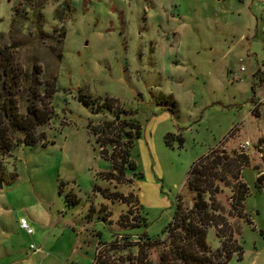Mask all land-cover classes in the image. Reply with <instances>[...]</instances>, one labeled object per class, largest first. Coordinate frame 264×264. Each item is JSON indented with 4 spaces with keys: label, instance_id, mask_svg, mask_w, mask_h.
<instances>
[{
    "label": "rangeland",
    "instance_id": "obj_1",
    "mask_svg": "<svg viewBox=\"0 0 264 264\" xmlns=\"http://www.w3.org/2000/svg\"><path fill=\"white\" fill-rule=\"evenodd\" d=\"M257 60L264 0H0V123L11 144L0 141V264H124L142 238L167 237L178 203L193 206V165L246 141L241 178L214 182L224 223L207 241L211 253L239 245L230 264H264ZM28 106L49 117L30 145L12 127ZM125 149L134 168L121 163ZM239 181L249 186L241 214Z\"/></svg>",
    "mask_w": 264,
    "mask_h": 264
},
{
    "label": "trees",
    "instance_id": "obj_2",
    "mask_svg": "<svg viewBox=\"0 0 264 264\" xmlns=\"http://www.w3.org/2000/svg\"><path fill=\"white\" fill-rule=\"evenodd\" d=\"M68 6V2L65 1ZM36 15L41 18L39 12ZM26 78V77H24ZM254 91V87H252ZM49 119L45 113L36 107L28 106L27 115L24 117L12 120V127L23 134V144H35L42 141L44 135L36 134V128L43 125ZM2 123H0L1 126ZM137 126V135L140 134L139 125ZM10 130L8 127H0V141L6 145L7 149H11L8 142V134ZM171 134L166 135V143H170ZM182 144L183 138L178 137ZM132 139L129 137V145ZM212 150L201 159H199L191 168L188 176V186L191 190L196 192V200L192 207L183 208L180 203L173 216L172 221L164 229L168 235L161 243H154L149 238H142L141 247L135 257L125 259L124 264H153L149 260L150 251L158 245L163 246L158 261L154 264H230L232 254L235 251L241 253V247L235 245L231 241L224 243L222 248L214 253H211L207 241L208 227H218L224 223L219 216L215 215L214 209L211 205L214 202L212 198V188L217 190L214 185L215 180L220 176L219 173H231L232 180H239L241 178L242 168L248 164V156L244 152H236L229 155L225 151L218 152ZM264 153V148H263ZM129 150L125 149L122 153L121 163L128 164L130 161ZM130 167L134 168L133 163H129ZM115 166V165H114ZM117 170V168L115 167ZM119 171L124 172L123 169ZM264 180V174L257 177V187L260 189ZM220 181L226 182V179L220 177ZM234 191V205L239 209V214L244 207V200L249 193V186L245 182H240L235 185ZM209 194V199L205 195ZM118 197H124L117 195ZM127 200V198H126ZM211 204H210V203ZM208 253L213 256L209 257ZM96 262V263H95ZM95 264H112L106 262L104 259L95 258ZM93 263V264H94ZM115 264V263H114Z\"/></svg>",
    "mask_w": 264,
    "mask_h": 264
},
{
    "label": "crops",
    "instance_id": "obj_3",
    "mask_svg": "<svg viewBox=\"0 0 264 264\" xmlns=\"http://www.w3.org/2000/svg\"><path fill=\"white\" fill-rule=\"evenodd\" d=\"M260 67H261V63L259 62V60H257V68L252 73V81H253L252 87H254V91H253L254 96H253V99H252L253 103L259 102L260 99H262L264 97V94L261 95V94L258 93V91L260 89L264 90V78H263V74L261 73ZM262 105H264V103H260L258 105V107L255 108V104H254V107L252 109V113L255 116L260 117L262 115V111H261Z\"/></svg>",
    "mask_w": 264,
    "mask_h": 264
},
{
    "label": "built area",
    "instance_id": "obj_4",
    "mask_svg": "<svg viewBox=\"0 0 264 264\" xmlns=\"http://www.w3.org/2000/svg\"><path fill=\"white\" fill-rule=\"evenodd\" d=\"M242 70H244V67H242ZM260 70H261V73L263 74V78H264V61L261 64ZM260 103H264V97L262 99H260L259 102H257V105H259ZM249 145H250V143L248 141H246L243 145H241V149H242L241 152H243V149L248 147ZM20 226H21V228L25 229L29 235H32L33 229L29 227V225L27 224L25 219H21Z\"/></svg>",
    "mask_w": 264,
    "mask_h": 264
},
{
    "label": "water",
    "instance_id": "obj_5",
    "mask_svg": "<svg viewBox=\"0 0 264 264\" xmlns=\"http://www.w3.org/2000/svg\"><path fill=\"white\" fill-rule=\"evenodd\" d=\"M0 187H2V184H0Z\"/></svg>",
    "mask_w": 264,
    "mask_h": 264
}]
</instances>
